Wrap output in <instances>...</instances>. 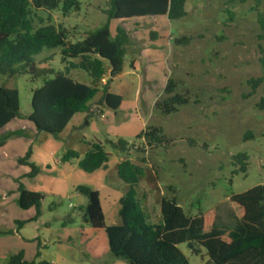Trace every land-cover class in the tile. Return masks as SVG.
I'll return each instance as SVG.
<instances>
[{
    "label": "rangeland",
    "instance_id": "obj_1",
    "mask_svg": "<svg viewBox=\"0 0 264 264\" xmlns=\"http://www.w3.org/2000/svg\"><path fill=\"white\" fill-rule=\"evenodd\" d=\"M79 2V9L65 16L60 8L36 10L34 26L44 23L62 26L70 41L81 40L106 21L109 0ZM185 10V16L174 20L166 15H145L109 21L111 38L119 26L128 32L126 60L136 54L138 67L132 68L126 61L122 71L109 81V91L120 94L122 103L116 111L105 108L107 117L129 122L132 129L159 126L167 142L141 152L145 147L142 139L130 132L118 134L108 128L107 118H102L99 112L91 117L103 126H97L99 129L84 124L77 113L69 128L58 136L47 132L30 134L33 136L29 161L37 166L38 172L35 180L28 183L30 188L45 194L41 193L40 213L43 222L49 223L50 239L42 248L41 259L49 264H129L109 253L103 228H92L82 220L79 207L86 203V197L76 190L78 185L97 190L105 225L119 224L118 200L127 190L117 175V164L123 159L144 169L135 187V198L150 224L159 221L161 195L170 193L176 195L186 213L215 210L221 224L228 226L230 216L237 212L229 197L264 184V109L257 107L264 97V0H186ZM182 36L189 37L187 44L175 42ZM33 65V72L27 69L14 76L0 75V85L17 89L21 117L31 112V93L42 84L43 74L50 69H65L59 48L43 49ZM69 76L91 84L90 76L81 69H69ZM259 77L262 80L251 93L249 80ZM168 78L177 82L176 92H187L190 100L178 106L177 111L163 115L154 103L165 95ZM101 93L100 89L93 101ZM248 131L252 136L245 140ZM96 138L109 153L107 166L85 172L78 166L79 160L73 158L69 163L76 170L58 177L55 159L61 160L67 150L82 154L88 148L87 142ZM119 138L128 142V151L111 146L110 142ZM239 152L248 155L245 173L233 163V156ZM141 156L145 158L143 162ZM169 185L173 186V192L168 190ZM122 188V195H117ZM73 231L77 232L76 237L70 241L62 244L52 241L59 233ZM178 247L189 264H202L206 260L204 251L201 257L192 254L185 243ZM0 264L6 261L0 258Z\"/></svg>",
    "mask_w": 264,
    "mask_h": 264
},
{
    "label": "trees",
    "instance_id": "obj_2",
    "mask_svg": "<svg viewBox=\"0 0 264 264\" xmlns=\"http://www.w3.org/2000/svg\"><path fill=\"white\" fill-rule=\"evenodd\" d=\"M186 0H109L106 21L77 41L68 39L62 26L50 23L34 26L36 10H55L60 8L63 16L71 10H78L79 0H0V75L14 76L21 72L34 71V58L43 49L59 48L64 71L43 74L42 84L31 93V112L25 116L36 132H47L58 136L74 114L85 113L84 124L93 116L94 105L104 106L116 111L121 96L109 91V81L119 74L126 62V45L130 41L123 27L116 28L114 38L110 37L111 19L129 18L145 15H166L170 20L187 14ZM154 35L155 32H152ZM176 43L187 44L189 37L174 39ZM72 59H77L74 62ZM131 63V61L129 62ZM85 71L91 84L78 82L69 76V69ZM106 81L102 79L106 77ZM262 78L250 79L252 91ZM177 82L168 78L164 87L165 95L155 101L154 107L163 115L178 110L187 104V92H176ZM102 90L99 98L93 97ZM264 109V97L257 102ZM19 112L18 91L14 87L0 85V130ZM18 134V133H17ZM248 131L244 139L251 138ZM5 138H0V145ZM146 147H155L168 141L159 126H147L136 134ZM191 144L193 140H189ZM88 148L78 162L85 172L105 168L109 153L101 142H87ZM114 148L126 152L128 142L122 138L110 142ZM30 147L17 162L30 168L28 176L38 172L37 166L29 161ZM74 150L63 153L61 160L77 158ZM248 155L239 152L233 156V163L245 173ZM144 161L143 156L139 157ZM117 175L127 185L126 192L119 198L117 214L120 223L105 225L100 206L99 193L84 185L76 190L86 197V203L79 207L82 220L92 228H103L108 242L109 253L124 259L129 264H189L188 258L179 249L185 243L195 255L206 256L202 264H264V184L255 185L243 192L229 197L237 212L231 215V224L222 225L215 210L208 213H186L179 205L175 194H162L159 199V221L150 224L147 214L135 198V187L144 175L143 167L123 159L117 164ZM173 186L168 190L173 192ZM16 202L19 207L35 209V218L40 214L42 195L26 189L21 183L17 186ZM39 257L37 253L36 258ZM6 264H49L45 259L26 260L22 252L7 256Z\"/></svg>",
    "mask_w": 264,
    "mask_h": 264
},
{
    "label": "crops",
    "instance_id": "obj_3",
    "mask_svg": "<svg viewBox=\"0 0 264 264\" xmlns=\"http://www.w3.org/2000/svg\"><path fill=\"white\" fill-rule=\"evenodd\" d=\"M133 44L135 45L134 42ZM131 56L133 57L126 61H131V63H129L130 66L132 68H137L138 57L136 54H132ZM93 108L95 110L93 116L99 112L102 118H107V127H111V129L115 132L117 131L118 134L130 132L136 135L142 130L141 128L135 129L134 127L132 129L129 122H120L116 117L109 119L107 117L106 107L104 106L94 105ZM76 114L73 115L63 130L69 128V124ZM78 114H81V118H85V113ZM25 116L27 115L21 118H13L0 130V138L6 137L4 144L0 145V258L4 261L7 260L8 255L17 252H22L26 260H38L36 258L37 253L41 259L42 248L46 247L47 240L50 239L49 233L47 232L50 227L49 223L43 222L41 213L35 218V209L33 207L23 209L19 207L16 202L18 196L16 189L19 183L28 190L39 192L40 194L42 193L40 190L29 187L28 180H35L36 174L32 177L28 176L27 174L30 168L25 164H19L17 162V159L24 156L30 147L33 136L30 134L37 133L33 124L27 120ZM91 117L88 118L87 126L92 124L96 128L97 126L99 128L103 127L102 125V127H100ZM17 131H25L26 133L24 135H19L16 133ZM96 141L101 142L99 138H96ZM86 150H84L82 154H78L77 161L82 158ZM54 162L57 164L58 177L61 175H71L76 170V167L69 163V160L62 161L60 159H55ZM122 191H124V188H122L117 195H122ZM43 196H45V194H43ZM80 214H82L81 211ZM67 221H70V219ZM43 229H45V232L42 231ZM76 233V231L59 233L57 234V238L52 241L62 244L63 241H70L76 237Z\"/></svg>",
    "mask_w": 264,
    "mask_h": 264
},
{
    "label": "built area",
    "instance_id": "obj_4",
    "mask_svg": "<svg viewBox=\"0 0 264 264\" xmlns=\"http://www.w3.org/2000/svg\"><path fill=\"white\" fill-rule=\"evenodd\" d=\"M102 81H104V78L102 79Z\"/></svg>",
    "mask_w": 264,
    "mask_h": 264
}]
</instances>
